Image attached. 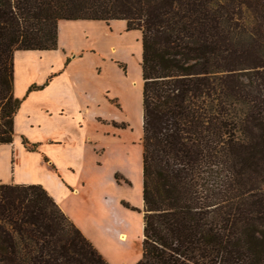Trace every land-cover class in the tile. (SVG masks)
I'll use <instances>...</instances> for the list:
<instances>
[{
  "label": "trees",
  "instance_id": "trees-1",
  "mask_svg": "<svg viewBox=\"0 0 264 264\" xmlns=\"http://www.w3.org/2000/svg\"><path fill=\"white\" fill-rule=\"evenodd\" d=\"M78 19L142 34L136 264H264V0H0V143L14 52L56 49ZM0 264L109 263L41 185L0 184Z\"/></svg>",
  "mask_w": 264,
  "mask_h": 264
},
{
  "label": "crops",
  "instance_id": "crops-1",
  "mask_svg": "<svg viewBox=\"0 0 264 264\" xmlns=\"http://www.w3.org/2000/svg\"><path fill=\"white\" fill-rule=\"evenodd\" d=\"M110 21L120 24L122 30L125 27L124 20ZM90 22L104 24L98 20H59L56 49L14 52L13 95L21 99V104L14 116L12 142L0 143V184L41 185L109 264H136L142 258L143 235L139 243L135 242L130 217L122 214L121 218L129 226H120L116 215L106 205L123 200L130 202L125 198L126 188L135 185L113 180L112 174L107 182H92L91 177L96 175L87 169L99 172L104 163L125 156L127 131L120 124L131 122L136 112L130 106L136 99L131 95L138 89L141 102L142 83L139 87L136 80H128L119 69L109 78L111 74H107L109 71L105 68L86 73L81 66L75 67L77 61L80 63L91 54L87 50L85 53L68 52L74 40L64 41L63 29H72L75 23ZM62 50L72 57L69 65L55 66L54 62H49L62 61ZM97 59V65L101 62L117 68L103 54H98ZM31 85L41 88L30 91ZM129 137L130 141L134 138L130 134ZM23 138L29 144H36V150H28ZM113 171L127 174L126 169L118 165L113 166ZM94 187L99 189L100 195ZM141 190L140 187V193ZM95 196H100L99 205L102 203L96 216L88 217V213L77 209L83 198L93 202ZM88 220L94 222V228Z\"/></svg>",
  "mask_w": 264,
  "mask_h": 264
},
{
  "label": "rangeland",
  "instance_id": "rangeland-1",
  "mask_svg": "<svg viewBox=\"0 0 264 264\" xmlns=\"http://www.w3.org/2000/svg\"><path fill=\"white\" fill-rule=\"evenodd\" d=\"M105 24L107 25V27L105 26ZM109 24L111 25L109 26ZM124 25L125 27L122 30L120 24H116L115 22L111 21H104V24L101 23L99 25L94 24V22L78 24L75 23L72 29H63L64 31L62 38L64 39V41L74 40V42L71 43V46L68 47V52L73 51L74 53H85L84 51L87 50L88 53L91 54L82 59L80 63H78L77 61L74 64L75 67L78 68L79 66H81V68L84 69L86 73H89L88 70H94L95 72H97L101 68H105L109 71L106 73L111 74L108 75L111 76L109 78H113L114 73L119 69L128 80H136L137 84H139V87L141 86V83L143 86L141 70L142 34L140 30H126V21ZM68 52L62 50V61L55 59V61L49 60V62H54L55 66L63 65V67H65L69 65L72 61V57L70 54H68ZM98 54H103L108 57L112 62H114L117 68H113L106 63L102 65L101 62L99 65H97ZM131 98H136L133 101V104H130L132 109H136V112L132 115L133 117L131 118V122L127 121L124 126L120 124V127H126L127 131L125 156H120L117 160L112 161L109 164L104 163L99 172L96 170H92L90 167L89 169H87V171L92 172L96 175L91 177V180H93L92 182H101L100 180H105V182H107L106 179L110 176V174H112V179L117 180L118 182H133L135 187H131L130 189L126 188L125 192V198L129 199L130 202L123 200L121 202H117L115 205L110 203H106V205H108L109 210L116 215V218L118 219L116 223L118 225H124L128 227L129 225L125 223V220L121 218V215L126 214L128 217H130L129 221L133 238L135 242L139 243L140 237H142L143 235L142 221L144 215L142 190L141 193L139 191L140 187L142 188V91L141 102L139 101L140 94L138 93V89L136 90L135 94L131 95ZM106 113L111 114V111L108 112V110H106ZM113 125H116V123H113ZM129 134L134 137L131 141L129 140ZM115 165L125 168L127 174H125L126 172L114 173L113 166ZM93 190H96L98 195H100L99 189L97 187H94ZM99 201L100 196H95V200L93 202H88L86 198H83V203H80L81 207H77V209L82 212L88 213V217H94L96 216L95 214L99 211L102 204L100 203L99 205ZM131 217H133V219ZM88 221L94 228V222H91L90 220Z\"/></svg>",
  "mask_w": 264,
  "mask_h": 264
},
{
  "label": "bare ground",
  "instance_id": "bare-ground-1",
  "mask_svg": "<svg viewBox=\"0 0 264 264\" xmlns=\"http://www.w3.org/2000/svg\"><path fill=\"white\" fill-rule=\"evenodd\" d=\"M119 222H120V221H119ZM120 236H121V239H123V240L125 239V236H124L123 234L120 235Z\"/></svg>",
  "mask_w": 264,
  "mask_h": 264
}]
</instances>
